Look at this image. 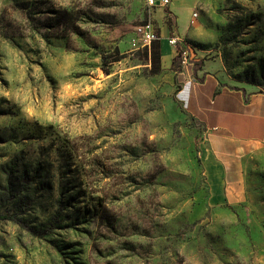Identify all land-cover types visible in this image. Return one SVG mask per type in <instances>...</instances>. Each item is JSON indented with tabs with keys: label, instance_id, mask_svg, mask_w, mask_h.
Here are the masks:
<instances>
[{
	"label": "rangeland",
	"instance_id": "obj_1",
	"mask_svg": "<svg viewBox=\"0 0 264 264\" xmlns=\"http://www.w3.org/2000/svg\"><path fill=\"white\" fill-rule=\"evenodd\" d=\"M148 23L178 39L167 71ZM205 64L264 93V0H0V264H264V166L244 203L198 207L203 129L178 91Z\"/></svg>",
	"mask_w": 264,
	"mask_h": 264
},
{
	"label": "crops",
	"instance_id": "obj_2",
	"mask_svg": "<svg viewBox=\"0 0 264 264\" xmlns=\"http://www.w3.org/2000/svg\"><path fill=\"white\" fill-rule=\"evenodd\" d=\"M169 46L160 48L163 71L174 59ZM205 70L206 64L185 76L189 82L178 98L181 111L203 129L202 170L208 194L196 199L207 211L239 206L249 198L247 175L257 165L264 166V93L230 88L219 73Z\"/></svg>",
	"mask_w": 264,
	"mask_h": 264
},
{
	"label": "trees",
	"instance_id": "obj_3",
	"mask_svg": "<svg viewBox=\"0 0 264 264\" xmlns=\"http://www.w3.org/2000/svg\"><path fill=\"white\" fill-rule=\"evenodd\" d=\"M18 6L26 11V9L29 6V3H20ZM54 14H55V20H57V23L54 26L56 29H58V27H63V26H66L67 29H71V30L76 29L75 26L72 24V22L69 20H65V22H61L60 19L63 16L69 15V13L66 10H56V11H54ZM157 38H158V36H157ZM151 48H152L151 62H152V65H153L155 71L157 72L160 69V59H161L160 42L158 39L151 43ZM118 61H119L118 59H114L110 63H114V62H118ZM102 62H103V65H102L101 69L105 75H108L110 73V70L108 68L110 63L109 64L106 63V59L104 57L102 58ZM174 62H175V58L173 59L172 64ZM15 209H17V206L15 207ZM11 219H13V216H11V215H9V216L1 215L0 216V220H11Z\"/></svg>",
	"mask_w": 264,
	"mask_h": 264
},
{
	"label": "built area",
	"instance_id": "obj_4",
	"mask_svg": "<svg viewBox=\"0 0 264 264\" xmlns=\"http://www.w3.org/2000/svg\"><path fill=\"white\" fill-rule=\"evenodd\" d=\"M169 3H170V0H146V5L149 8H162V7H166ZM194 16H196V14H194ZM136 34L140 35V37L142 38V40H144L147 46H149L153 41L158 39L151 23L139 26L136 29ZM177 41H178L177 38H170L168 40L169 45L174 50L177 49L176 47ZM176 56L180 58V63L182 66H185L188 64V60H187L188 57H187L186 52H180L177 50Z\"/></svg>",
	"mask_w": 264,
	"mask_h": 264
}]
</instances>
